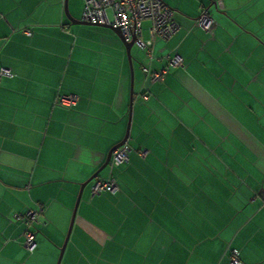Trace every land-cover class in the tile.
I'll use <instances>...</instances> for the list:
<instances>
[{
	"label": "crops",
	"instance_id": "crops-1",
	"mask_svg": "<svg viewBox=\"0 0 264 264\" xmlns=\"http://www.w3.org/2000/svg\"><path fill=\"white\" fill-rule=\"evenodd\" d=\"M161 1L178 29L148 44L143 21L153 56L129 65L112 29L68 20L82 0H0V264H264V0ZM128 118L119 190L91 195ZM36 203L29 253L12 214Z\"/></svg>",
	"mask_w": 264,
	"mask_h": 264
},
{
	"label": "built area",
	"instance_id": "built-area-1",
	"mask_svg": "<svg viewBox=\"0 0 264 264\" xmlns=\"http://www.w3.org/2000/svg\"><path fill=\"white\" fill-rule=\"evenodd\" d=\"M82 10L80 19L91 24H106L118 27L124 40L130 41L134 38L133 45L146 51V58L150 60L153 56L152 49L148 46L154 39H168L178 29V25L173 20V10L161 0H82ZM215 8L221 9L220 0L215 2ZM149 21V42L148 44L139 39L141 24ZM193 26L200 27L205 31L214 28L215 21L208 8L201 7L199 14L192 22ZM27 34H29L27 32ZM167 64L165 68L153 70L149 65L142 66L144 77L149 81H160L168 73L169 68L181 67L182 59L177 56H165ZM10 75L9 70L0 68V76ZM76 95L57 93L55 103L64 107H71L75 104ZM130 146L127 142L115 147L106 164L109 173L104 177L94 178L90 185L91 195L115 194L119 190L116 178L111 170L128 162ZM141 156L145 151L140 152ZM45 210V205L36 203L34 207L27 209L23 213H13L12 218L24 224L22 232V246L31 253L35 247V224L40 221V217ZM230 264H242L238 258V251L231 249L229 253Z\"/></svg>",
	"mask_w": 264,
	"mask_h": 264
},
{
	"label": "water",
	"instance_id": "water-1",
	"mask_svg": "<svg viewBox=\"0 0 264 264\" xmlns=\"http://www.w3.org/2000/svg\"><path fill=\"white\" fill-rule=\"evenodd\" d=\"M64 11H65V14H66L68 20H69L71 23L91 24V23H88V22H85V21H82V20H78V19H74V18H72L71 16L68 15V13H67V11H66L65 8H64ZM91 25H99V26L108 27V28L112 29V30L116 33V35L119 37V39L121 40V42H122V44H123V46H124L125 53H126V57H127V59H128V63H129V65H130V64H131V63H130V62H131V47L133 46L134 38H132L130 41H125L118 27H113V26L106 25V24H91ZM130 97H131V92H130ZM130 103H131V100H130ZM129 124H130V123H129V118H128L127 126H126L125 133H124L122 139H121L118 143L114 144V145L108 150L107 155H106L105 160L103 161V163H102V164L100 165V167H99V168H98V169H97V170H96V171H95V172H94V173H93V174L87 179V181H90L92 178H94V177L99 173V171H101V170L106 166V164H107V162H108V160H109V158H110V154H111L112 150H113L115 147H117V146H119V145H121V144H123L124 142L127 141V139H128ZM73 216H74V213H73ZM67 234H68V233H67ZM66 239H67V236L65 237V240H64V242H63V244H62V246H61V248H60V252H62V250H63V247H64V244H65V242H66Z\"/></svg>",
	"mask_w": 264,
	"mask_h": 264
},
{
	"label": "rangeland",
	"instance_id": "rangeland-1",
	"mask_svg": "<svg viewBox=\"0 0 264 264\" xmlns=\"http://www.w3.org/2000/svg\"><path fill=\"white\" fill-rule=\"evenodd\" d=\"M142 26H144V24L142 25ZM137 52H139V49H138V47L136 46V45H133L132 47H131V56H132V58L135 60V58L138 56V54H137ZM141 52H142V54H141ZM140 54L142 55L141 56V59L143 58H145V53H143V51H141L140 50ZM139 57H140V55H139ZM137 59V58H136ZM104 169H108V166H106Z\"/></svg>",
	"mask_w": 264,
	"mask_h": 264
}]
</instances>
